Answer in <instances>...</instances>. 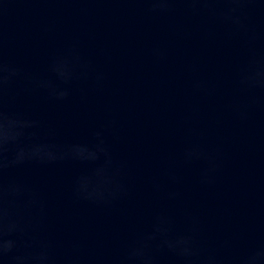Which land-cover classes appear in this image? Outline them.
Instances as JSON below:
<instances>
[{
	"label": "water",
	"instance_id": "water-1",
	"mask_svg": "<svg viewBox=\"0 0 264 264\" xmlns=\"http://www.w3.org/2000/svg\"><path fill=\"white\" fill-rule=\"evenodd\" d=\"M252 250L264 0H0V264Z\"/></svg>",
	"mask_w": 264,
	"mask_h": 264
},
{
	"label": "clouds",
	"instance_id": "clouds-1",
	"mask_svg": "<svg viewBox=\"0 0 264 264\" xmlns=\"http://www.w3.org/2000/svg\"><path fill=\"white\" fill-rule=\"evenodd\" d=\"M10 248L9 244L6 246ZM238 264H264V250H252L239 258Z\"/></svg>",
	"mask_w": 264,
	"mask_h": 264
}]
</instances>
